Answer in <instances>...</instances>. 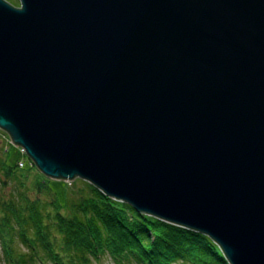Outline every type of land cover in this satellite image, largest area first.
I'll use <instances>...</instances> for the list:
<instances>
[{"label":"water","instance_id":"1","mask_svg":"<svg viewBox=\"0 0 264 264\" xmlns=\"http://www.w3.org/2000/svg\"><path fill=\"white\" fill-rule=\"evenodd\" d=\"M0 0V129L45 177L264 264V0Z\"/></svg>","mask_w":264,"mask_h":264},{"label":"trees","instance_id":"2","mask_svg":"<svg viewBox=\"0 0 264 264\" xmlns=\"http://www.w3.org/2000/svg\"><path fill=\"white\" fill-rule=\"evenodd\" d=\"M6 154L0 150L4 264H98L104 256L115 264H229L208 236L138 213L84 180L61 204L33 163L25 169Z\"/></svg>","mask_w":264,"mask_h":264},{"label":"rangeland","instance_id":"3","mask_svg":"<svg viewBox=\"0 0 264 264\" xmlns=\"http://www.w3.org/2000/svg\"><path fill=\"white\" fill-rule=\"evenodd\" d=\"M8 3H10L11 5L18 7L19 6V2L18 0H5ZM7 133H5L4 131H2L0 129V150L2 149L3 151L7 152V156H8V161L10 164H14L15 162L22 160L25 163V169H28V161L29 158L26 156L21 155L22 154V148L21 147H15V146H9L7 145L8 140H6ZM21 153H19V152ZM20 166V165H19ZM80 178H76L72 181H63V180H48V185L51 188L54 196L57 198V200L61 203V204H65V201L71 191V189H75V188H79L82 185V182L80 181ZM67 184L69 186H67ZM0 264H4L1 257H0ZM98 264H115V262L109 257V256H104L100 263ZM124 264H133V263H124Z\"/></svg>","mask_w":264,"mask_h":264},{"label":"built area","instance_id":"4","mask_svg":"<svg viewBox=\"0 0 264 264\" xmlns=\"http://www.w3.org/2000/svg\"><path fill=\"white\" fill-rule=\"evenodd\" d=\"M22 154H25V151L24 150H22ZM19 165L22 166L23 163H20Z\"/></svg>","mask_w":264,"mask_h":264}]
</instances>
